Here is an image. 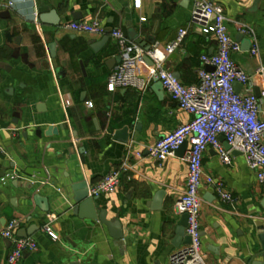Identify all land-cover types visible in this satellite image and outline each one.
Wrapping results in <instances>:
<instances>
[{
    "label": "crops",
    "instance_id": "crops-1",
    "mask_svg": "<svg viewBox=\"0 0 264 264\" xmlns=\"http://www.w3.org/2000/svg\"><path fill=\"white\" fill-rule=\"evenodd\" d=\"M0 0V264L6 263L11 244L2 237L8 223L21 230L37 226L31 236L36 252H25L19 264H170L182 215L175 204L185 189V151L159 164L150 149L178 126L191 120L152 79L147 91H107L106 79L119 62L118 48L106 36L75 34L64 29L73 22H102L106 30L120 29L130 44V32L160 52L186 35L162 67L184 85L197 82L201 57L216 53V41L205 36L191 19L195 0ZM224 10L228 33L239 44L232 54L248 76L264 65V0H212ZM55 12L46 24L40 15ZM8 12L9 17H1ZM76 16V20L73 18ZM59 20V26L50 22ZM145 19V21H141ZM250 30L243 34L241 31ZM257 42L258 54L242 50V40ZM52 49V52H51ZM153 67L143 62L138 75L148 78ZM261 89L258 78L238 92ZM264 110V99L259 98ZM15 122V123H14ZM127 128V141L117 135ZM220 142L225 148V141ZM230 166L209 148L203 154V175L220 181L233 202L221 201L203 180L201 199V252L207 264H262L264 256V186L244 158L233 152ZM125 162L115 194L101 195L98 210L117 220L123 240L114 241L99 222L79 219L56 204L70 184L90 189ZM38 169L39 179L26 174ZM161 201H154L158 192ZM40 198L44 214L33 203ZM50 223L57 235L42 232ZM186 236V235H185Z\"/></svg>",
    "mask_w": 264,
    "mask_h": 264
},
{
    "label": "built area",
    "instance_id": "built-area-1",
    "mask_svg": "<svg viewBox=\"0 0 264 264\" xmlns=\"http://www.w3.org/2000/svg\"><path fill=\"white\" fill-rule=\"evenodd\" d=\"M135 6H139V0ZM191 19L200 26L205 36H211L216 41V53L201 57V68L197 72V82L193 85L182 84L162 67L165 58L184 39L185 30H179L175 42L167 45L162 52L155 46L146 53L153 62L154 71L148 78H142L138 75V69L144 62L145 53L138 46L130 44L122 30H106L99 20L90 23L73 22L64 26V29L79 35L107 36L115 43L120 62L106 79L109 93L126 89L143 93L149 88L152 79L156 78L179 109L191 116L189 122L164 136L149 151L151 158L162 164L183 144H187L184 154L188 168L185 189L175 204V211L187 215L185 235L190 239V244L175 250L170 256V264H207L201 252L199 190L203 180L214 188L221 201L233 202L220 181L203 175V154L207 149L212 148L226 166L232 163V152L239 153L254 172L257 182L264 186V110L260 109L259 99L251 90L241 94L234 89V84L247 87L253 77L258 78L261 82L260 98L264 99V65L257 68L254 76L250 77L235 64L232 54L239 52L240 46L228 33L224 10L220 5L207 0H195ZM241 32L251 33L250 30ZM250 53L252 56L258 54L256 41L251 45ZM207 68L211 71H207ZM221 137L230 146L229 151L222 146ZM128 170L129 166L123 162L93 185L89 189V196L98 198L115 194L121 176ZM18 227L19 221L14 220L2 232V237L11 244L5 264H19L25 252L38 250L33 238H18L15 235ZM41 230L51 240H57L50 223L46 222Z\"/></svg>",
    "mask_w": 264,
    "mask_h": 264
},
{
    "label": "water",
    "instance_id": "water-1",
    "mask_svg": "<svg viewBox=\"0 0 264 264\" xmlns=\"http://www.w3.org/2000/svg\"><path fill=\"white\" fill-rule=\"evenodd\" d=\"M210 2L212 0H209ZM161 0H155V5L159 6L160 5ZM55 16V12L51 11L49 14H44V15H40L39 17V21L42 24H46L47 23V19H49L50 17H54ZM1 17H9L8 16V12H5ZM73 18L76 20V16H73ZM58 19V18H57ZM54 18L53 22H50L52 26H59V20H57ZM130 39L134 42V44L136 46H138L140 49H142L144 51V55H143V61L150 65L153 66V62L152 60L146 55L147 52L151 51L155 41L153 39H150L147 42H143L139 37L138 34L134 31L130 32ZM238 41L242 40V50L243 51H249L251 49V42L249 40H243V36L239 35L237 37ZM108 41V37H104L103 42H107ZM52 52V49H51ZM120 61V57L117 56L116 58L111 59L110 61L106 62V65L108 67L111 66V64L119 62ZM207 71H211L210 68H207ZM177 78V76H175ZM154 80H157L156 78H154ZM241 85L239 84H234V89L237 93H239L238 88ZM255 96L259 99L260 98V91L259 89L255 90ZM15 123V122H14ZM117 135H121L122 136V142L125 143L127 141V128H124V130L120 131L119 133H116ZM187 148V144H183L175 153L179 152V151H184ZM225 149L226 150H230V146L228 144L225 145ZM233 154V152H232ZM27 175L29 176H34L36 178L39 179H46V176H44L43 172L41 170L38 169H33L30 171L26 172ZM165 192H158L155 195L154 201L158 202L161 201V198L163 197ZM96 200L97 198H91L89 196V188L87 187V185L84 183L82 184H70L68 186V191L65 197H63L61 200L56 201V204L58 206V204L62 203L63 204V209L64 211H71L72 215H74L75 217L79 218V219H87V220H91V221H95V222H99L100 224H102L109 236L116 242H120L123 240V231H122V227L121 224L117 221V220H107V213L104 210H98L96 207ZM42 202L45 203V201L40 200V198L34 196L33 198V203L37 206V208L40 209V211L44 214H46L49 211V206L47 207V205L45 207H41L38 202ZM187 226V215L183 214L181 217L180 222L178 223L177 227H176V231H175V235H176V239H175V243L177 244V242H180L183 246H187L190 244V239L185 236V229ZM38 230L37 226H32L29 230H21L19 232V234L17 235L18 238H27L31 235H33L36 231ZM261 240H264V233L261 235ZM264 242V241H263ZM263 262H264V256H263ZM264 264V263H262Z\"/></svg>",
    "mask_w": 264,
    "mask_h": 264
}]
</instances>
